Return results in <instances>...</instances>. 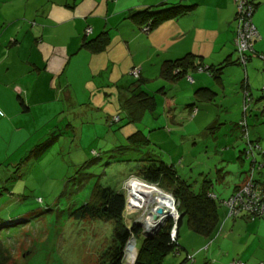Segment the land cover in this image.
<instances>
[{"label": "crops", "instance_id": "1", "mask_svg": "<svg viewBox=\"0 0 264 264\" xmlns=\"http://www.w3.org/2000/svg\"><path fill=\"white\" fill-rule=\"evenodd\" d=\"M75 1L74 5L72 0L51 2L29 15L17 11L16 15L0 16V142L11 143L26 131L30 134L34 128L53 123L57 114L70 113L72 108L109 104L116 92L124 104L131 98L135 83L131 73L140 69L146 85L159 81L165 110L170 108L168 120L174 121L183 111L191 120L187 125L200 127L201 131L235 126L237 132L233 135L237 138L241 132L238 124L244 119L243 82L247 77L255 98L247 121L253 139L264 148V115L260 111L264 107V0H250L256 4L253 21L261 38L255 44L257 54L246 69L238 64L236 53V0ZM178 7L188 10L149 34L134 18L147 10ZM89 29L92 33L88 35ZM108 35L111 44L105 51L85 47ZM188 55L199 57L198 63L213 69L226 65L221 80L197 70L189 72L194 83L187 78L174 83L161 78L166 62ZM185 82L192 88L185 90ZM203 89L216 94L213 103L205 98L197 102L195 94ZM171 92L176 93L172 98ZM218 97L223 99L221 109H229L226 120L217 116ZM179 120L186 123L185 118ZM215 139V152L210 158L214 166L205 167L208 174L202 172L201 176L203 182H213L212 193L221 202L229 200L246 182V146L242 139L234 141L230 136L223 143ZM221 145L223 151L218 150ZM206 149L209 157L212 152L208 146ZM259 179L264 184V173ZM219 206L221 224L217 234L208 239L190 230L181 242L179 233L181 249L199 245L195 255L186 250L194 264L264 263V218L256 222L236 220L230 218L225 205Z\"/></svg>", "mask_w": 264, "mask_h": 264}, {"label": "rangeland", "instance_id": "2", "mask_svg": "<svg viewBox=\"0 0 264 264\" xmlns=\"http://www.w3.org/2000/svg\"><path fill=\"white\" fill-rule=\"evenodd\" d=\"M62 1L65 0H0V16L16 15L17 11L23 12L19 15H29L47 8L51 2ZM75 2L72 0L71 4ZM185 85V90L192 88L188 83ZM142 86L144 92L155 98V116L148 111L144 118L131 119L123 109V98L116 92L109 104L72 108L70 113L57 114L53 123L34 128L30 134L26 131L11 143L0 142V250L10 257L8 264H102L103 254L112 246L113 223L74 217L97 184L127 195V226L130 229L140 226L145 239L149 236L145 220L155 204L147 206L137 192L144 182L136 172L139 162L152 159L174 164L182 178L199 192L201 174H208L204 168L214 166L210 158L215 152V138L221 143L227 136L234 141L241 139V132L238 138L233 135L237 132L235 126L201 131L200 127L187 125L191 120L183 111L174 121L168 120L170 108L165 110L159 81ZM175 95L171 92L170 98ZM222 100L218 97L215 103L219 105L216 113L226 120L229 109H221ZM115 117H121L122 121L113 123ZM179 117L185 118L186 123L180 122ZM138 133L139 137H147L150 145L135 144L133 136ZM206 146L212 152L209 157L205 155ZM223 148L221 145L218 150ZM161 190L173 198L176 210L163 227L172 221L175 230L181 220L178 203L172 193ZM189 231L185 219L180 227L181 242ZM131 241L135 242L137 255L143 242H137L136 238ZM198 247H182L163 264H194L186 252L195 255ZM136 255L131 260L127 247L126 264H134Z\"/></svg>", "mask_w": 264, "mask_h": 264}, {"label": "trees", "instance_id": "3", "mask_svg": "<svg viewBox=\"0 0 264 264\" xmlns=\"http://www.w3.org/2000/svg\"><path fill=\"white\" fill-rule=\"evenodd\" d=\"M250 2L256 9V4L252 1ZM186 10H188V8L184 7L155 12L147 10L138 13L134 18L139 20L142 30L149 28V33H152L164 22L176 20L183 16ZM108 40L109 38L107 36H102L86 44L85 47L89 49L92 47L95 48L96 52H103L108 46ZM256 54L254 45V53L248 54L249 62ZM237 56L238 64L243 67L240 64L238 53ZM198 59L199 57L188 55L177 61L166 62L161 70V78L171 83L187 78L190 83H194V79L189 75V72L197 70L209 74L216 81L221 80V75L226 65L221 69H213L212 67L201 65L198 63ZM243 68L246 69L247 66ZM142 83L145 84L141 80L140 75V78L135 79V83L133 84L131 98L123 105V109H125L128 116L135 120L144 118L148 111L154 116L156 114L155 98L143 91ZM247 93H249L250 98H247ZM215 96L216 94L210 89L199 90L195 94L197 102H201L202 98H205L209 103H213L215 101ZM243 98L244 119L238 124V127L242 133L241 139L246 146L244 158L247 163L249 162L248 164L251 168L247 173L246 182L251 177L254 166L256 164L262 165L263 169L258 171L255 175V182L264 193V187L262 188L264 184L259 179V176L264 173V148L258 141L253 139L251 127L247 121L248 112L255 106V98L247 77L243 82ZM260 111L264 115V107ZM120 121H122L121 117H115L113 123ZM244 123L245 125H243ZM139 134L141 133L133 136V139L135 138L134 143L150 145L148 138L145 136L139 137ZM136 168V172L142 181L146 182L148 185L168 190L174 196L182 217L178 223V237L180 227L183 225L185 219L188 221L190 230L195 234L202 235L208 239H212L217 234L221 224L219 205L220 203L222 204L223 201L220 202L218 197L212 193V181L205 180L199 192H195L193 186L182 178L174 164L170 165L160 160L147 159L140 161ZM127 202V195L122 191L105 188L97 184L92 191L90 199L74 213V217L77 220L113 223L112 246L103 254L102 264H126V251L132 238H136L137 242L138 240H142L143 242L134 264H163L168 256L179 251L181 248L179 240L174 242L172 239V231L174 229L172 221L161 228L152 239H144L142 237L143 230L140 226L135 225L131 229L127 226L125 219ZM242 218L251 222L246 216L237 219ZM9 258L8 256H4L3 251L0 250V264H8Z\"/></svg>", "mask_w": 264, "mask_h": 264}, {"label": "built area", "instance_id": "4", "mask_svg": "<svg viewBox=\"0 0 264 264\" xmlns=\"http://www.w3.org/2000/svg\"><path fill=\"white\" fill-rule=\"evenodd\" d=\"M236 4V47L240 58V64L243 67H246L249 63L248 54L254 53V45L261 37L253 22L254 14L256 12L254 5L249 0H236ZM143 31L149 33L150 29L145 28ZM91 33L92 30L89 29L87 34L89 35ZM131 75L135 79H139L141 75L140 69H134ZM248 97L250 98L249 93H247V98ZM243 125H245V123ZM262 169V165L256 164L252 170V175L247 180L245 186L238 190L229 200L222 202V204L229 209L230 218L237 219L246 216L251 222L262 220L264 218V193L261 191L260 186L255 182L256 173ZM172 239L174 242H177L178 240V231L176 228L172 232ZM191 260L193 259L191 258ZM231 264L245 263L234 261Z\"/></svg>", "mask_w": 264, "mask_h": 264}, {"label": "bare ground", "instance_id": "5", "mask_svg": "<svg viewBox=\"0 0 264 264\" xmlns=\"http://www.w3.org/2000/svg\"><path fill=\"white\" fill-rule=\"evenodd\" d=\"M137 192L140 197L144 198L143 200L147 202V206H149L150 203L155 204V207L152 209L151 213L145 220V226L148 232H153L160 226L164 225L167 219L169 218V215L174 216L176 210L173 198L170 195L164 193L158 187L151 186L142 182L138 186ZM160 208H163L165 211L168 212V214L160 217L159 220L155 222L154 216L157 214V211ZM128 252L129 257L132 260L137 253L134 241H131L128 247Z\"/></svg>", "mask_w": 264, "mask_h": 264}, {"label": "water", "instance_id": "6", "mask_svg": "<svg viewBox=\"0 0 264 264\" xmlns=\"http://www.w3.org/2000/svg\"><path fill=\"white\" fill-rule=\"evenodd\" d=\"M168 214V212L167 211H165L163 208H160L158 211H157V214L154 216V221L155 222H157L158 220H159V218L160 217H162V216H164V215H167ZM169 217H173V216H171V215H169ZM182 217H180V219H181ZM178 225V224H177ZM161 227H163V225L162 226H160L158 229H156L155 231H153V232H146V235H149L148 237H146V239H152L159 231H160V229H161ZM176 230L178 231V227H176ZM153 233V234H152ZM131 243V242H130ZM130 243H129V245H130ZM129 245H128V247H129Z\"/></svg>", "mask_w": 264, "mask_h": 264}]
</instances>
